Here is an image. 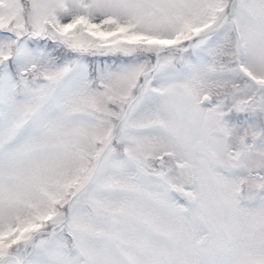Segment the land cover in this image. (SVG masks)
Returning a JSON list of instances; mask_svg holds the SVG:
<instances>
[{"label": "snow or ice", "instance_id": "obj_1", "mask_svg": "<svg viewBox=\"0 0 264 264\" xmlns=\"http://www.w3.org/2000/svg\"><path fill=\"white\" fill-rule=\"evenodd\" d=\"M0 264H264V0H0Z\"/></svg>", "mask_w": 264, "mask_h": 264}]
</instances>
